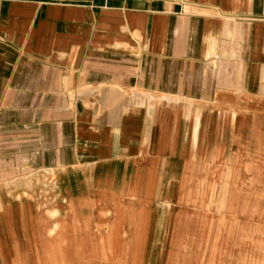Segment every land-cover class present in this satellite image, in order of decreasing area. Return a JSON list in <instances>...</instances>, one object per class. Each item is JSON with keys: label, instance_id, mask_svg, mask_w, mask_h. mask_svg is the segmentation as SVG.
Returning a JSON list of instances; mask_svg holds the SVG:
<instances>
[{"label": "crops", "instance_id": "obj_1", "mask_svg": "<svg viewBox=\"0 0 264 264\" xmlns=\"http://www.w3.org/2000/svg\"><path fill=\"white\" fill-rule=\"evenodd\" d=\"M225 220L264 258V0H0V264H171Z\"/></svg>", "mask_w": 264, "mask_h": 264}, {"label": "rangeland", "instance_id": "obj_2", "mask_svg": "<svg viewBox=\"0 0 264 264\" xmlns=\"http://www.w3.org/2000/svg\"><path fill=\"white\" fill-rule=\"evenodd\" d=\"M48 182V181H47ZM227 222L220 226V234H205L203 237V250L197 252L181 251L172 254L171 264H229ZM252 249L247 252L244 260L243 252L240 254V264H264L263 253L260 249L259 235H253ZM130 252H110L107 254L106 264H120L118 260L125 258L127 264H141V257L133 259ZM141 256V255H140ZM118 262V263H117ZM237 263V264H239Z\"/></svg>", "mask_w": 264, "mask_h": 264}]
</instances>
